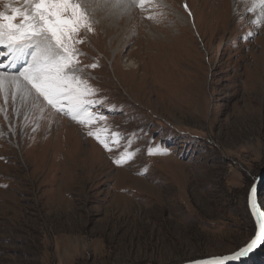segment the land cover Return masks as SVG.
Returning a JSON list of instances; mask_svg holds the SVG:
<instances>
[{
  "label": "rangeland",
  "instance_id": "rangeland-1",
  "mask_svg": "<svg viewBox=\"0 0 264 264\" xmlns=\"http://www.w3.org/2000/svg\"><path fill=\"white\" fill-rule=\"evenodd\" d=\"M115 1L0 0L1 74L49 44L27 107L0 83V264H177L255 235L264 16ZM244 260L264 264V243Z\"/></svg>",
  "mask_w": 264,
  "mask_h": 264
},
{
  "label": "water",
  "instance_id": "water-1",
  "mask_svg": "<svg viewBox=\"0 0 264 264\" xmlns=\"http://www.w3.org/2000/svg\"><path fill=\"white\" fill-rule=\"evenodd\" d=\"M263 181L264 173L256 179L248 194V207L256 223V232L247 244L229 254L198 258L177 264H237L257 252L264 243V207L259 198Z\"/></svg>",
  "mask_w": 264,
  "mask_h": 264
},
{
  "label": "bare ground",
  "instance_id": "bare-ground-1",
  "mask_svg": "<svg viewBox=\"0 0 264 264\" xmlns=\"http://www.w3.org/2000/svg\"><path fill=\"white\" fill-rule=\"evenodd\" d=\"M115 2H116V5H117V3L119 1L116 0ZM237 2L238 1L235 0V3H236L235 4L236 5V9L235 10L236 11L239 8V5H238ZM252 3H253L252 4V8L253 9L252 10H255V12H257L256 13L257 15L264 16V0H254ZM119 4L120 3H118V5ZM240 10H241V8H240ZM239 15H240V13H239ZM41 41H42V38H41ZM36 44H37V46H36V48H35V50L33 52L30 53L29 51H27L25 53V55L22 58L19 59V60L23 61L25 59V57H26L27 54H29V55L32 54V56L37 60L36 62H34L33 65H28L27 69L25 68L27 74H29L30 72H37V71L40 72V71H42L43 70V67H44L43 66L44 65V60H46L47 55H48L49 44L46 41L39 42V40H38V42H36ZM4 47H7V46L5 44H3V43H0V50L3 49ZM50 60H52L51 56L49 57V61ZM27 74L25 75L23 73L22 75H19L18 76V75H10V74H6V73H3V74L0 73V83L1 84L6 85L8 88L9 87H12V84H13V86L15 87L16 93H15V104L14 105L15 106L16 105H19L17 103V101H20V106L23 107V108L27 107V105L30 102V101H28L30 98H31V100L34 99V98H36V96L33 94L34 92L31 89V86L28 87V81H29L28 78H29V76H27ZM23 81H25V82H23ZM8 82H10V83H8ZM14 82H17L18 84H15ZM29 85H30V82H29ZM7 116H9V114H7Z\"/></svg>",
  "mask_w": 264,
  "mask_h": 264
},
{
  "label": "trees",
  "instance_id": "trees-1",
  "mask_svg": "<svg viewBox=\"0 0 264 264\" xmlns=\"http://www.w3.org/2000/svg\"><path fill=\"white\" fill-rule=\"evenodd\" d=\"M72 18L75 19V20L77 21V19H76L75 16H72ZM77 23H78V21H77ZM245 260H247V258H246ZM245 260H244V261H245ZM241 264H242V262H241Z\"/></svg>",
  "mask_w": 264,
  "mask_h": 264
}]
</instances>
